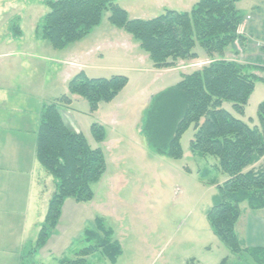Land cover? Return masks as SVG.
<instances>
[{
  "label": "rangeland",
  "instance_id": "1",
  "mask_svg": "<svg viewBox=\"0 0 264 264\" xmlns=\"http://www.w3.org/2000/svg\"><path fill=\"white\" fill-rule=\"evenodd\" d=\"M46 1L52 0H0V84L31 82L33 96L53 102L68 94V82L80 72L88 78L124 76L128 83L95 112L81 97L60 106L66 125L75 126L92 149L103 151L106 171L92 186V201H65L55 234L38 253L29 254L37 237L35 217L25 224L4 225L10 236L0 264H59L71 259L91 244L86 231L96 229V219L113 230L120 245L122 255L114 264H220L224 259L225 264H254L246 253L232 255L209 226L207 214L220 203L217 186L226 176L216 159L191 152L193 127L182 136L179 160L153 153L140 132L151 98L180 82L182 74L206 65V53L197 47V59L182 61L172 71L156 70L139 43L109 22V11L89 35L56 50L35 35L37 23L49 12ZM198 1L115 0L131 20H151L167 10L189 12ZM236 8L245 17L241 26L246 39L236 40L225 59L252 67L264 79V0H239ZM15 22L22 33L17 38L10 31ZM262 102L264 82L258 80L242 116L228 102L222 108L236 119L258 125ZM93 124L102 127L104 142H96ZM38 171L44 173L40 166ZM236 230L238 236V224ZM86 260L113 264L101 251Z\"/></svg>",
  "mask_w": 264,
  "mask_h": 264
},
{
  "label": "trees",
  "instance_id": "2",
  "mask_svg": "<svg viewBox=\"0 0 264 264\" xmlns=\"http://www.w3.org/2000/svg\"><path fill=\"white\" fill-rule=\"evenodd\" d=\"M238 2L199 0L189 12L167 10L151 20H131L115 0H52L45 2L49 12L37 23L35 35L62 50L89 35L109 11V22L139 43L156 70L175 69L182 61L197 59V47L204 51L209 59L206 65L182 74L180 82L151 98L140 132L153 153L179 160L182 136L193 127L191 152L216 159L226 176L217 186L220 203L207 214L213 234L232 255L246 253L254 264H264V249L243 248L236 233L243 204L251 211L264 210V102L258 106V125L236 119L222 108L228 102L242 116L256 82H264L252 67L225 59L236 40L244 41L238 34L245 18L236 8ZM10 31L15 38L22 34L18 23H12ZM127 83L124 76L88 78L80 72L68 82L67 95L42 107L36 159L53 178L55 190L29 254L42 250L55 234L66 200H93L92 186L106 171L103 151L92 149L83 134L65 125L60 106H69L77 96L95 112L101 102L114 100ZM91 131L97 143L104 142L101 126L93 124ZM96 224L95 230L86 231L91 244L59 264H87L86 258L96 251L117 262L122 251L113 230L101 219Z\"/></svg>",
  "mask_w": 264,
  "mask_h": 264
},
{
  "label": "crops",
  "instance_id": "3",
  "mask_svg": "<svg viewBox=\"0 0 264 264\" xmlns=\"http://www.w3.org/2000/svg\"><path fill=\"white\" fill-rule=\"evenodd\" d=\"M241 28L238 32L245 41V29ZM32 87L31 82H26L24 86L19 85V82L16 85L0 84V255L10 236L4 225L14 222L25 224L28 219L35 217L33 224L38 234L55 190L53 178L36 159L40 112L45 104L51 102L42 98L39 100L37 95L40 94L33 96ZM72 98L76 100L77 96ZM60 114L66 125L61 110ZM68 128L79 133L75 126ZM38 166L44 173L38 171ZM241 212L238 238L242 247L264 249V210L251 211L245 205L244 209L241 206Z\"/></svg>",
  "mask_w": 264,
  "mask_h": 264
}]
</instances>
